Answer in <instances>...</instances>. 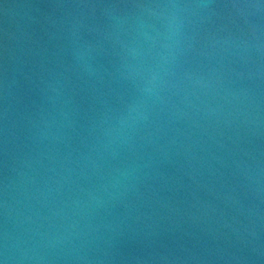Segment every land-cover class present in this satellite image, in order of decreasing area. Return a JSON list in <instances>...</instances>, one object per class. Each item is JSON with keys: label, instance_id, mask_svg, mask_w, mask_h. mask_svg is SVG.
<instances>
[{"label": "water", "instance_id": "95a60500", "mask_svg": "<svg viewBox=\"0 0 264 264\" xmlns=\"http://www.w3.org/2000/svg\"><path fill=\"white\" fill-rule=\"evenodd\" d=\"M0 264H264V0H0Z\"/></svg>", "mask_w": 264, "mask_h": 264}]
</instances>
